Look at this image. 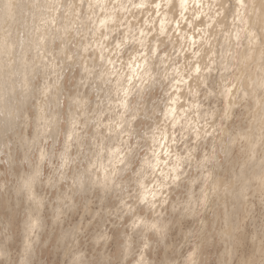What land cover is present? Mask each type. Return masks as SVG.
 <instances>
[{
	"label": "rangeland",
	"instance_id": "rangeland-1",
	"mask_svg": "<svg viewBox=\"0 0 264 264\" xmlns=\"http://www.w3.org/2000/svg\"><path fill=\"white\" fill-rule=\"evenodd\" d=\"M56 1L44 0L45 5L39 7L37 0H7L9 9L0 25V39H4L0 50L3 48L1 57L6 61L2 62L7 78H3L2 71L0 249L6 252L0 256V264L9 258L14 264H264V18L259 33L249 34L239 28L237 34L231 35L233 24L244 25L240 17L234 20L233 10L227 14L237 0H199L195 6L204 9L192 22L194 11L168 7L166 0L153 4L144 0L143 5L128 2V8L118 9L116 15L120 18L107 23L110 30L100 24L95 31L87 26L89 4L79 2L82 7L76 11L77 0ZM48 2L54 8H48ZM108 2L103 0L101 12H108ZM150 8L157 9L155 18H163L161 24L166 32L171 29L170 33L158 36L156 29L151 31L155 23L151 22L154 18L151 19ZM16 9L21 10L20 15ZM42 11L47 12L45 18L49 21L50 13H55V21L44 28L47 35L38 57L32 59L31 51L23 57L28 65L32 62L29 68L34 72L21 77L19 56L24 43L32 42L28 40L29 35L33 37L32 20L41 19L42 15H38ZM65 21L68 27L62 34L60 26ZM193 29L194 34H188ZM104 30L107 35L103 37ZM127 33H132V40H124ZM85 38L90 43L87 47L82 45ZM153 38L157 41L153 42ZM232 39L240 40L238 46H232ZM153 43L157 50L148 55ZM139 44L144 45L139 48L142 51L132 55ZM236 48L251 49L254 55L243 64L237 63ZM99 49L105 55L116 56L115 62L102 57L86 75L87 70H81L80 63L94 62ZM144 55L154 58L153 79L146 77L153 83L145 81L147 86L144 82L145 86H138L127 97L125 108L113 110L112 105L117 103L110 104L105 99L106 91L100 90L98 84L107 76L110 85H105L112 86L109 80L115 75L104 72L109 67L117 72L133 58ZM104 62L105 68H100ZM208 64L212 67L206 68ZM168 103L174 104V113H184L172 136L176 140L168 145L178 148L172 153L169 148L165 155L177 154L187 163L181 167L183 175L177 183L165 187V194V189L158 187L161 194L151 195L156 202L150 205L149 200L140 201L137 197L138 172L144 171L143 160L153 154L149 148L154 146V139L165 138L158 148V155H164L170 119L161 109ZM180 104L190 107L180 110ZM71 115L74 120L70 121ZM96 115L101 117L100 123ZM75 117L80 123L71 125L77 137L72 138L71 147L66 150L67 179L57 181L64 172L61 162L65 129ZM118 117L123 118L117 126L118 133L107 130L117 123ZM198 132L201 135L195 136ZM106 137L116 140L110 143ZM101 138L104 143L109 142L107 145H119L123 162L118 166L122 169L108 182L96 176L98 183L93 188L79 191L76 178L100 148ZM38 146L44 151L42 172L34 193L27 196L28 192L22 189V176L38 166ZM102 154L106 156L107 151L102 150ZM95 172L99 174L100 170ZM153 185L147 189L154 190ZM159 199L165 202L161 204ZM32 215L41 219L42 226L29 233L27 226L33 223L28 224V218ZM27 243L29 248L24 252Z\"/></svg>",
	"mask_w": 264,
	"mask_h": 264
},
{
	"label": "bare ground",
	"instance_id": "bare-ground-1",
	"mask_svg": "<svg viewBox=\"0 0 264 264\" xmlns=\"http://www.w3.org/2000/svg\"><path fill=\"white\" fill-rule=\"evenodd\" d=\"M43 1L44 0H37V5L39 4V7H43ZM47 1V0H46ZM56 1V0H55ZM78 1V4L79 2H81V4L83 5H86L89 4L90 5V12L88 13V17H86L87 19H89V22L87 23V26H88V29H99L100 27V24L101 25H105L106 26V29L107 30H110L111 27L109 25H107V23H109L110 21H112L113 19L115 18H120V16L116 15L117 13V10L118 9H126L128 8V2H130L131 4H140V5H143L144 4V0H109L108 3H106V7H108V12H101V9H103V0H77ZM238 3H234L233 7H230L231 9H228V13L229 14L231 12V10H233L234 13H236L235 17H234V20L236 21V19L238 17L239 20H240V23H241V20H244L243 23L244 25L242 26L239 25V24H233V30L231 31V35H233V32H236L238 31L239 28H245V32L247 33H259V30L261 28V24L263 25L262 23V20L264 18V10H262V6L264 5V0H237ZM54 2V0H53ZM57 2V1H56ZM158 1L157 0H150L149 3L153 4V3H157ZM47 3V2H46ZM58 3V2H57ZM68 3V2H67ZM105 3V2H104ZM191 3H194V7L191 6ZM199 3V0H166V5L169 7L170 5L174 6L176 9L180 10V11H183V10H189L190 13L191 11H194L193 14H191V22L193 20V18L195 16H197L198 14H200L202 12V10L204 9L203 7H197L195 5H197ZM9 3L7 2V0H0V25L3 23V21L5 20V17L7 15V10L9 9ZM48 8H50V5L51 3L48 2ZM60 4V3H59ZM66 4V3H65ZM70 4V3H69ZM201 4V3H200ZM203 4V3H202ZM245 4H248V6L246 7ZM13 5V4H12ZM45 5V4H44ZM224 5V9H225V5L226 4H223ZM67 6V5H66ZM73 6H76V5H73ZM158 6V5H157ZM231 6V5H230ZM15 7V6H13ZM45 7V6H44ZM52 7V5H51ZM79 7H82V5H78L77 8H76V11H80L79 10ZM162 7V6H161ZM166 7V6H165ZM229 7V6H228ZM17 8V7H16ZM54 8V7H52ZM67 8V7H66ZM155 8V7H154ZM154 8L151 10L152 11V18H154V20L152 19L151 22L155 23L154 24V27H152L151 31L156 29V31L158 32V36H161L162 34H168L171 32V29H168V31L166 32V28L165 26H163L162 22H163V18H155V15L157 14V9L154 10ZM180 8V9H179ZM105 9V8H104ZM124 9V10H125ZM227 9V8H226ZM225 9V10H226ZM15 10V9H14ZM20 15V12L21 10L20 9H16ZM75 11V12H76ZM121 11V10H120ZM207 11V10H206ZM101 12V13H100ZM9 13V11H8ZM16 13V12H15ZM47 12L45 11H42V13H40L38 15V17L42 15L41 19H35V20H32L33 22V26H32V35L33 37L29 35L28 37V40L31 42L29 43V45L26 44V42L24 43V47L22 48V51L23 53L19 56V64L18 66H20V74L22 75L21 77H29L32 75V73L34 72V70L32 69V67L29 68V65L32 63L30 61H28L29 65L27 64V61L23 59V57H25V54H27V52L31 51V56H32V59L35 57H38L37 53H39L38 51H42L43 50V41L45 40V36L47 35L45 33V29L47 27V25L51 27L52 25V21H55V13H50L51 15V19L50 21L48 20V18H45V14ZM161 13V12H160ZM166 13V12H165ZM164 13V14H165ZM134 14V13H133ZM169 14H170V11H169ZM224 15V16H227ZM250 15V17H248ZM165 16V15H164ZM208 16V15H207ZM214 16V15H213ZM37 17V18H38ZM75 17H78V15H76ZM233 17V16H232ZM36 18V17H35ZM85 18V20H86ZM167 19V17H166ZM179 19V18H178ZM218 19V18H217ZM238 20V19H237ZM62 23V22H61ZM162 23V24H161ZM186 23V22H185ZM207 22H205L206 24ZM237 23V22H236ZM190 24V23H189ZM232 24V23H231ZM143 25V24H141ZM187 25V24H186ZM249 25V26H247ZM232 26V25H231ZM8 27V26H7ZM62 31L61 33L64 34L65 33V30H67L66 28L68 27V24H67V21H65V24H63L62 26H60ZM167 27V26H166ZM218 27V26H217ZM30 28V27H29ZM186 28V26H185ZM96 29V30H97ZM173 29V28H172ZM175 29V28H174ZM207 29V27H206ZM209 29V28H208ZM214 29V28H213ZM262 29V28H261ZM95 30V31H96ZM49 31V29H48ZM185 31V30H184ZM210 29L208 30V33H209ZM213 31V30H212ZM31 32V31H30ZM98 32V31H97ZM126 32V31H125ZM183 32V31H182ZM203 32V31H202ZM214 32V31H213ZM67 33V32H66ZM243 33V32H242ZM60 34V32H59ZM103 34V37L104 35H107V31L104 30V32H102ZM101 34V35H102ZM131 34L132 33H127V34H124V40H132V37H131ZM188 34L190 35H193L194 34V29H193V32H188ZM204 34H207V30L204 31ZM204 34H201L199 36H203V40H206V43H208V38L206 36H204ZM214 34V33H213ZM226 34V33H225ZM229 34V35H230ZM237 34V32L235 33ZM235 34H234V37H235ZM61 35V34H60ZM96 35H98L96 33ZM136 35V34H135ZM231 35L229 36L231 38ZM244 35V34H243ZM262 35V33H261ZM181 36V35H179ZM239 36V35H238ZM256 38H258L257 34L255 35ZM254 37V38H255ZM199 38V37H197ZM225 38V36H224ZM236 38V37H235ZM238 38V37H237ZM236 38V39H237ZM97 39V38H96ZM195 39V38H194ZM262 39V38H261ZM123 40V41H124ZM225 40V39H224ZM227 40H229V38L227 37ZM239 40V39H238ZM0 41H4V39H0ZM152 41L156 42L157 39L153 38ZM143 42V41H141ZM160 42H164V40H160ZM232 42V46H238V44L240 43V40L239 41H236L235 39L231 40ZM117 43V42H116ZM115 43V44H116ZM119 43V42H118ZM181 43V42H180ZM204 43V42H203ZM251 43V42H250ZM253 43V42H252ZM259 43V42H258ZM89 41L88 39L85 38L84 41H82V45L83 46H86L87 45L89 46ZM126 44V43H125ZM254 44V43H253ZM25 45L27 46L25 48ZM204 45V44H203ZM29 46V47H28ZM144 45L143 44H139L137 47H135L132 55H136L138 53H140L142 50H140L139 48L143 47ZM249 46V45H248ZM102 47V46H101ZM118 47V45H117ZM116 47V48H117ZM30 48V49H29ZM251 48V47H250ZM3 50V48H1ZM237 49V53H239V58L237 60V63H239L238 61H240L242 64L245 63L246 59L254 54H252V51L251 49ZM2 50H0V73L4 70L3 66L5 67L4 65V62H6L4 59V57H1V53H2ZM5 50V49H4ZM26 50V51H25ZM157 50V46L153 43L151 44L149 47H148V55L149 54H155ZM234 50V49H233ZM86 52V51H85ZM96 54V59L94 62H89L88 64L84 62H81L80 63V66H81V70H87L86 72V75L89 74L88 73V69L90 70L91 68H95V66L98 64V62L102 59V57H105L108 59V57L111 58V62L113 60H115L116 56H110V55H105L103 53V50L99 49V51H97ZM131 55V56H132ZM133 57H130L129 59H132ZM136 58V57H135ZM30 59V58H29ZM137 59V58H136ZM132 59L131 61L127 62L126 64H124L123 67H121V70L119 69L117 72H115L113 69L114 67H109L106 72H104V70L102 69V72L101 73H105V75H115V78L114 79H111L109 80V82H112L113 85L112 86H108L106 87L105 85V82H107V76H106V79H103V82L99 83L98 86H99V89L100 90H104V92L106 91V95H105V99H107V101L110 103H117L116 105H112V108L113 110L115 108H118V107H122V108H125V106L127 105V97L133 92L134 89H137L138 86H141L145 81L150 84L153 83V80L151 79H147L146 77L148 76L149 78L152 77L151 74H154V70L155 68H153L152 64L154 63V58L153 57H148L147 56H142V57H138V59ZM152 59V60H151ZM234 59V58H233ZM4 60V62H2ZM109 60V59H108ZM102 61V60H101ZM107 60L105 59V62ZM120 61V60H119ZM236 61V60H235ZM39 62V61H38ZM55 62V61H54ZM105 62L103 64L100 65V68H103L105 66ZM115 61H113L112 63L114 64ZM153 62V63H152ZM162 61H160L159 63H161ZM214 62V61H213ZM107 63V62H106ZM215 63V62H214ZM28 66H27V65ZM110 64V62H109ZM52 65H54V68H56V64H53L52 62ZM43 66L46 67V64H44ZM98 66V65H97ZM108 66V65H107ZM110 66V65H109ZM212 67L211 65H207L206 68H210ZM29 68V69H28ZM105 68V67H104ZM116 68V66H115ZM193 68H195V70L197 69V64H194ZM198 68H201V66L199 65ZM205 68V69H206ZM19 69V67H18ZM204 69V70H205ZM8 70V69H7ZM29 70V71H28ZM101 70V69H100ZM6 71V70H4ZM3 71V78H4V72ZM43 71H44V68H43ZM56 71V70H55ZM126 71V72H125ZM46 72V71H45ZM49 72V71H48ZM100 73V72H99ZM98 73V74H99ZM51 74V73H50ZM85 75V74H84ZM100 75V74H99ZM98 75V76H99ZM169 75V74H168ZM97 76V78H99ZM189 76V75H188ZM205 75H199L197 77V80H201V78H203ZM88 77V76H87ZM86 77V78H87ZM56 78V77H55ZM84 78V76H83ZM112 78V77H111ZM168 78V77H167ZM188 78V77H187ZM5 79V78H4ZM7 79V78H6ZM5 79V80H6ZM153 79V77H152ZM173 79V78H172ZM194 79H196V77H194ZM133 80V81H132ZM155 80V79H154ZM174 80V79H173ZM205 79H203V81H205ZM1 81V80H0ZM130 81H132L133 83H131ZM175 81V80H174ZM202 81V82H203ZM52 82V81H51ZM50 82V85H56V83H51ZM144 83L146 84L147 86V83ZM201 82V81H200ZM131 83V84H130ZM155 83V82H154ZM169 83V82H168ZM172 83V82H171ZM3 84V83H2ZM1 84V86H3ZM109 84V83H108ZM127 84H130V85H127ZM143 84V85H144ZM110 85V84H109ZM131 85H133L131 87ZM145 86V85H144ZM142 86V87H144ZM150 87V85H148ZM189 86V85H188ZM120 87V88H119ZM147 88V87H146ZM142 91V90H141ZM1 92V91H0ZM102 92V91H101ZM138 92V91H137ZM103 93V92H102ZM105 94V93H104ZM179 95V94H178ZM185 95V94H184ZM101 97V95H99ZM176 96V94H175ZM171 98V97H170ZM127 100V101H126ZM168 101V100H167ZM186 101V100H185ZM188 101V99H187ZM186 101V102H187ZM103 102V101H102ZM108 102L106 103L107 105ZM110 103V104H111ZM113 103V104H114ZM119 103V104H118ZM175 104V102H173ZM166 104L164 105V107H162L161 111L163 113L164 116H166L168 119H170V129H168L169 131H167V133H165V136L166 134L169 135L168 137V143L167 144H164L165 146H163L164 148L162 149V152H164V155H158V152H159V147L161 146V142H163L165 140V138H162L160 140H153L151 141L154 146H151L149 148V150H152L153 154L150 155L149 158L147 159H144V164L141 166L144 168V171H139L138 174L140 175L139 178H137V189L136 191H138V199L141 201H147L149 200L151 202L150 205H153L155 204L154 201H152V197L151 195L153 196H157L159 194H161L160 191H157L158 190V187H163L165 189V191H162L163 194L166 193L167 189L165 187H167L168 185H171L172 183H177V180L178 178L183 175V173L180 172V169L181 167L183 166V164L187 163V161H181V157L179 158V155H165V153L169 150V148H172L173 151L172 152H175L174 150L176 148H178L175 144L173 146H168L170 143H173V141H175L176 139H174V137L172 138V136L174 135L175 133V129L178 125V123H182L180 116L182 117L183 113H174V104ZM2 104V103H1ZM189 104V103H188ZM99 105H102L101 102ZM178 107V106H177ZM186 107H190L188 105H183V104H180L179 106V109L182 110V109H185ZM4 108V107H3ZM96 111L98 112L100 109L99 107L98 108H95ZM186 110V109H185ZM85 111V110H84ZM195 113H198V111H194ZM6 113V112H5ZM78 113V112H77ZM83 114V113H82ZM117 114V113H116ZM186 114V113H185ZM193 114V113H192ZM191 114V115H192ZM6 116H8V113L5 114ZM4 115V116H5ZM75 115V114H74ZM77 115V114H76ZM110 115V114H109ZM114 116V115H113ZM188 116V115H187ZM195 116V115H194ZM10 117V116H9ZM100 116L96 115L95 119L98 120V123L101 122L100 120ZM109 118V117H108ZM113 118V117H112ZM115 118V116H114ZM9 119V118H8ZM117 119V118H116ZM191 119L193 120H197V117H194ZM71 120H74V118L72 119V115H71V118H70V121ZM87 120V119H86ZM111 120V119H110ZM123 118L122 117H118V121L115 125H112L110 127L107 128V130L111 131V132H117L119 131L117 129V126L121 125V123L123 122L122 121ZM181 120V121H180ZM187 120V119H186ZM112 121V120H111ZM114 121V120H113ZM191 122V121H190ZM73 123H80V120H78L76 117H75V121H72V123L70 122L69 125L66 127L65 129V154L62 155V170H64L63 173H61V175L58 176L57 178V181H60L62 179H67V174H65V172L67 171L66 170V167H68V163L69 161H67V156H68V152L66 151L69 147H71V142L73 139L76 140V133H75V130H74V127L71 126ZM49 125V124H48ZM174 125V126H173ZM187 125V123H186ZM185 128V127H184ZM186 128H189V126L187 125ZM185 128V129H186ZM77 129V128H76ZM46 130V129H45ZM44 130V132H45ZM3 131V129L1 130ZM10 131V130H9ZM8 131V133H9ZM190 131V129H189ZM102 132V131H101ZM101 132H99L101 134ZM105 132V131H104ZM178 132V131H177ZM43 133V132H42ZM98 133V131H97ZM96 133V134H97ZM98 133V134H99ZM118 133V132H117ZM44 134V133H43ZM198 134H200L199 132L196 133L195 136H197ZM42 135V134H41ZM53 135V134H52ZM117 136L115 137H119L120 133L119 134H116ZM201 135V134H200ZM192 136V135H191ZM44 137V136H43ZM54 137V135L52 136ZM115 137H106L108 138L107 141H109L110 143L111 142H114L116 139ZM44 138H47V135L44 137ZM73 138V139H72ZM193 138V137H192ZM195 138V137H194ZM157 139V137H156ZM196 139V138H195ZM199 139V138H198ZM119 140V139H118ZM163 140V141H162ZM109 142L107 143H104V138H101L100 142L98 141V144L100 146V148L94 152L90 158V161H86L87 162V166L85 167L86 170H84L82 172L81 175L77 176L76 180H77V187L76 189H79L80 190H85L86 188H93L95 186V184H97V180H96V176L99 180L103 181L106 180L107 182L109 181L108 179L112 180L111 176L112 175H116L118 173V170H121L122 168L118 166L119 163L123 162V158L121 157L122 154H123V151L120 149L118 150L120 147L119 145H116L118 148H115L113 143L112 145H107ZM150 142V143H151ZM157 142V143H156ZM160 142V143H159ZM165 142V141H164ZM163 142V143H164ZM33 146V145H32ZM105 146V147H104ZM41 147V146H40ZM38 146V149L37 151L39 152V158L40 161L37 162L38 166L36 167H33L32 168V171H30L29 173H26L25 175L22 176V178L24 179V183L25 185L23 184V182H21V184H23L22 186V189L24 188V190L26 192H28L27 196H30L34 193L35 191V186H36V182H38L39 180V175H41V172H42V167H41V164L44 162L42 159H44V151ZM162 147V146H161ZM154 148V149H153ZM159 148V149H158ZM102 150H106L107 151V154L106 156L102 154ZM43 152V153H42ZM169 152V151H168ZM105 153V152H104ZM43 157V158H42ZM111 164V165H110ZM126 165L129 164V161H127L125 163ZM117 165V166H116ZM207 165L206 164H202V167ZM1 168V167H0ZM107 168H110L109 171L107 170ZM195 168H199V166H195ZM201 168V166H200ZM41 169V171H40ZM68 169V168H67ZM96 169H99L100 172L99 174H96L95 170ZM2 170V168H1ZM0 170V171H1ZM14 170V169H13ZM205 172H203V175H204ZM146 174H149L148 177H150L149 181H147L145 178ZM209 175V174H208ZM205 177V176H204ZM209 178V177H208ZM148 182L149 186L150 184L154 183L155 186L153 185L154 187V190L152 191H149L152 187L149 188V190L147 189L148 187H146V183ZM157 182L159 184H157ZM153 189V188H152ZM20 190V189H19ZM148 190V191H147ZM139 202V201H138ZM161 204H163V202H165L164 199H159V201ZM161 208V207H160ZM157 209V208H156ZM161 210V209H160ZM156 211V210H155ZM138 214V213H137ZM136 215V214H135ZM34 217V218H33ZM32 226H27V231L29 233H32L33 232V228H40L42 225H40L41 223V219L39 217H37V215H32V217L30 216L28 218V224H32ZM156 226V225H155ZM150 228V227H149ZM155 228V227H154ZM25 237H27V235H25ZM30 238V237H29ZM29 240V239H28ZM27 242V240L25 241ZM24 242V243H25ZM29 242V241H28ZM27 248H29V243H27L26 246H24V252H27ZM6 251L0 249V256H3L5 254ZM25 254V253H24Z\"/></svg>",
	"mask_w": 264,
	"mask_h": 264
},
{
	"label": "clouds",
	"instance_id": "clouds-1",
	"mask_svg": "<svg viewBox=\"0 0 264 264\" xmlns=\"http://www.w3.org/2000/svg\"><path fill=\"white\" fill-rule=\"evenodd\" d=\"M5 264H14V261L11 258H9L5 261Z\"/></svg>",
	"mask_w": 264,
	"mask_h": 264
}]
</instances>
